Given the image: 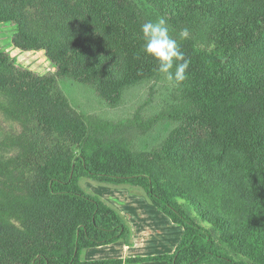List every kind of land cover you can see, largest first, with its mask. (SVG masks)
Wrapping results in <instances>:
<instances>
[{"label": "trees", "instance_id": "trees-1", "mask_svg": "<svg viewBox=\"0 0 264 264\" xmlns=\"http://www.w3.org/2000/svg\"><path fill=\"white\" fill-rule=\"evenodd\" d=\"M38 17L46 23H38ZM157 17L165 18L170 34L190 61L187 79L177 85L180 107L166 112L165 118L180 125L169 142L189 127L194 130L187 139L196 145L189 158L185 154L172 158L170 151V161L180 170L172 175L146 162L129 142L116 136L125 122L80 118L63 99L57 80L110 83L119 92L162 77L156 62L141 51V25ZM65 19L70 23L64 24ZM59 20L58 36L45 41L42 36L44 29H50L49 21ZM6 22L13 27L16 47L44 50L56 70L44 76L26 72L37 94L31 98L28 90L10 86L6 68L14 65L8 53L0 52V84L21 95L25 103L45 104L39 118L47 129L40 132L35 126L36 138L43 133L42 139L30 140L29 149L14 164L39 175L34 192L47 204L35 209L33 218L43 223L42 234L49 237L21 252L14 244L9 255H0V264H121L156 259L167 264H264L260 123L264 73L250 89L241 91L233 69L245 51L264 46V0H0V23ZM99 29L109 35L106 41L112 55H95ZM184 29L188 36L180 40ZM203 33L205 43L200 44ZM116 64L124 66L125 76L111 73ZM158 118L129 121L150 130ZM102 127L110 128V134L103 133ZM51 129L67 138L68 147L52 138ZM81 177L142 187L154 205L184 227L181 243L167 254L82 261L86 248L119 240L130 243L132 228L118 209L84 190L79 185ZM180 200L195 213L187 211Z\"/></svg>", "mask_w": 264, "mask_h": 264}, {"label": "rangeland", "instance_id": "rangeland-1", "mask_svg": "<svg viewBox=\"0 0 264 264\" xmlns=\"http://www.w3.org/2000/svg\"><path fill=\"white\" fill-rule=\"evenodd\" d=\"M146 6V3L142 5V7ZM37 19L41 25L46 23L41 17ZM70 21L65 19L64 24L66 22L69 24ZM61 25V20L49 21L50 29H44L43 39L48 41L58 36L57 31ZM203 29L208 31L209 27L205 25ZM39 33L42 34L40 30ZM95 35L97 44L95 55L99 57L102 52L112 55V50H109L107 46L109 44L106 39L109 35L106 31L99 29ZM14 37L12 25L9 22L0 23V52L8 53L14 65L13 69L6 68L10 86L16 87L17 85L19 89L28 90L30 92L28 97L33 98L37 94L29 82L30 79L26 78V72L30 71L44 76L48 73H55L56 68L44 50H21L13 43ZM56 39L61 40V38ZM198 42L205 43L204 33L200 35ZM233 69L239 77L240 90L250 89L264 73V46L245 51L236 58ZM111 73L121 78L125 76L126 69L116 64ZM57 80L63 93V99L77 111L80 118L94 117L103 120L102 123L104 121L125 122L124 126L117 130L116 136L123 137L129 142L131 148L141 153L146 162L158 164L159 168L172 175L174 170H180L170 161V151L172 150V158L180 159L182 154H185L187 158L190 157L191 149L196 144L194 140L189 141L187 137L194 128L186 127L181 134L176 135L178 138L175 141H168L169 136L180 125L171 123L165 118V114L180 107L181 93L177 85L170 84L163 75L159 78L134 83L124 89L120 88L119 92L114 84L110 83L91 85L76 79L60 77ZM55 88L53 87V91ZM30 90H33L32 94ZM44 106V103H25L21 95L9 92L0 84V255H9L10 247L13 248L14 244L21 252L34 242L49 239L47 234H42L43 223L33 218L35 209L47 204L38 199L34 192V186L38 185L39 175L34 170L20 169L14 164L16 157L29 149L27 144L30 140L42 139L43 133L36 138L35 126L40 132L47 129L39 118ZM157 115L158 121L150 130H145L129 121L137 117L147 120ZM260 123L264 135V113ZM183 126L185 125L181 127ZM109 129L102 127L101 130L103 133L110 134ZM200 130L197 129V131ZM51 136L68 147L67 138H64L58 131L51 129ZM47 139L44 141H49V138ZM5 167L7 172H3ZM180 177L184 179L183 175ZM79 185L84 190L99 195L107 202L113 196H121L120 192H114L120 190L131 191L132 195H142L149 200L145 190L140 186L120 185L88 177H81ZM180 202L191 214L195 213V209L187 205L184 200ZM213 235L218 237L215 231Z\"/></svg>", "mask_w": 264, "mask_h": 264}, {"label": "crops", "instance_id": "crops-1", "mask_svg": "<svg viewBox=\"0 0 264 264\" xmlns=\"http://www.w3.org/2000/svg\"><path fill=\"white\" fill-rule=\"evenodd\" d=\"M121 196L109 198L108 203L118 209L132 228L131 242L122 240L96 247L86 248L82 261L103 259H126L172 253L181 243L184 227L175 223L167 214L142 195H132L127 190ZM118 194V195H120ZM121 264H167L165 260L123 262ZM217 264V263H202Z\"/></svg>", "mask_w": 264, "mask_h": 264}, {"label": "clouds", "instance_id": "clouds-1", "mask_svg": "<svg viewBox=\"0 0 264 264\" xmlns=\"http://www.w3.org/2000/svg\"><path fill=\"white\" fill-rule=\"evenodd\" d=\"M188 30L179 33V39H186ZM141 51L156 62L157 71L170 84L179 85L187 79L190 61L186 59L177 38L170 34V28L163 17L148 20L140 28Z\"/></svg>", "mask_w": 264, "mask_h": 264}]
</instances>
